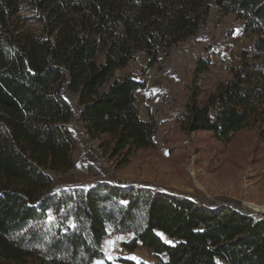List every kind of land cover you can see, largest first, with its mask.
I'll return each mask as SVG.
<instances>
[{
  "label": "trees",
  "instance_id": "obj_1",
  "mask_svg": "<svg viewBox=\"0 0 264 264\" xmlns=\"http://www.w3.org/2000/svg\"><path fill=\"white\" fill-rule=\"evenodd\" d=\"M213 8L243 21L251 46L177 122L221 142L257 128L264 142V0H0V264H114L103 244L125 233L134 235L127 249L141 243L155 264H264V218L146 184L102 179L86 190L50 175L75 166L68 94L85 133L121 166L154 147L155 123L137 106L146 85L126 72L144 58V71L153 68L199 35ZM210 63L199 58L197 72Z\"/></svg>",
  "mask_w": 264,
  "mask_h": 264
},
{
  "label": "rangeland",
  "instance_id": "obj_2",
  "mask_svg": "<svg viewBox=\"0 0 264 264\" xmlns=\"http://www.w3.org/2000/svg\"><path fill=\"white\" fill-rule=\"evenodd\" d=\"M250 46L244 22L233 13L225 15L213 8L200 34L174 46L156 66L144 71L145 58L133 63L126 73L146 85L137 92V106L143 120L155 123L156 134L154 147L140 150L126 165L121 166L119 157L101 149L102 138L92 139L85 133L78 121L77 99L68 94L76 113L70 124L78 138V146L72 152L75 166L51 172L53 181L60 180L61 186L76 184L86 190L102 179L124 187L146 184L209 206L220 203L264 218V212L249 206L264 205V142L258 129H244L230 142H221L209 132L187 134L177 122L196 92L201 93L203 100L230 79V66ZM201 57L211 61L203 73L197 72ZM86 166L95 171L86 173ZM48 213L52 219V210ZM67 225L74 228V220L71 218ZM161 236L172 243L167 236ZM133 238L131 233L111 234L102 247L106 259L115 264H120V258L155 264L157 256L141 243L132 252L127 249L126 244Z\"/></svg>",
  "mask_w": 264,
  "mask_h": 264
},
{
  "label": "bare ground",
  "instance_id": "obj_3",
  "mask_svg": "<svg viewBox=\"0 0 264 264\" xmlns=\"http://www.w3.org/2000/svg\"><path fill=\"white\" fill-rule=\"evenodd\" d=\"M249 206H250L251 208H253L254 211L264 212V205L261 206V205H257V204H254V203H249Z\"/></svg>",
  "mask_w": 264,
  "mask_h": 264
},
{
  "label": "snow or ice",
  "instance_id": "obj_4",
  "mask_svg": "<svg viewBox=\"0 0 264 264\" xmlns=\"http://www.w3.org/2000/svg\"><path fill=\"white\" fill-rule=\"evenodd\" d=\"M120 239H122V238H120ZM109 243L114 244V242H111V241ZM133 259H135V258H133ZM97 264H103V262L102 261H98ZM114 264H115V262H114Z\"/></svg>",
  "mask_w": 264,
  "mask_h": 264
}]
</instances>
